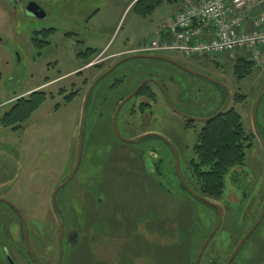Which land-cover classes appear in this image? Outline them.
<instances>
[{"label": "rangeland", "instance_id": "rangeland-1", "mask_svg": "<svg viewBox=\"0 0 264 264\" xmlns=\"http://www.w3.org/2000/svg\"><path fill=\"white\" fill-rule=\"evenodd\" d=\"M31 1L44 8L46 18L26 13L25 7ZM182 1L166 0L145 17L134 8L136 0H0V112L8 111L17 96H27L36 90L50 95L23 123L22 129L0 126V197L23 213L30 244L40 264L58 261V226L51 197L56 187L73 173L87 88L85 80L97 77L100 66L107 69L122 58L108 59L107 53L139 48L153 39L157 25L172 15ZM42 28L46 30V37L38 35L50 42L45 41L41 47L34 43L33 37ZM107 44L106 54L97 52L94 60L85 59L81 54L87 47L100 51ZM135 52L139 53L136 49L128 54ZM241 53L225 54L216 65L209 59L192 60L191 65L222 82L233 96L239 91L247 96L244 102L231 98L229 107L241 114L251 134L253 107L264 81V66L255 67L250 75L239 79L234 65ZM166 54L181 59L175 51H166ZM89 62L91 65L85 67ZM149 64L158 63L132 58L117 69H142ZM116 74L106 76L98 88L104 87ZM140 77V73H132L126 89ZM193 77L202 89L213 88L210 94L199 93L200 100L193 113L200 117L214 114L225 102V90L214 81ZM75 91L79 94L67 103L65 97ZM121 94L120 90L106 96L103 105L108 106L104 111L108 133L103 128L99 141H91L86 116L80 164L70 182L58 191L59 214L65 225H71L70 229H78L80 236L75 247L70 239L62 243L60 264H189L199 253L209 229L217 224L218 210L179 187L176 178L165 169L167 165L174 168L170 164L172 158L164 159L161 178L164 186H156L154 181L145 183L141 166L152 171L158 157L144 156L138 143H128L127 147H120L121 152L117 151L115 146L123 143L115 133L113 110ZM172 99L178 105L182 103L174 95ZM131 104L132 101L123 106L116 120L120 136L124 138L130 137L121 125ZM90 109L92 104L88 114ZM163 109L155 115V124L163 122L169 137L174 140L186 133L189 142L197 138L202 124L185 132L179 125L182 120L176 119L170 108ZM257 127L264 142V96L258 108ZM251 141L244 165L235 168L240 184L245 187V192L242 191L246 193L245 198L238 199L241 192L228 177L222 197L213 199L222 205L224 213L208 256L219 253L215 245L228 243L222 247L231 249L233 241L254 224L264 205V144L257 136ZM148 142H152L150 138L143 145ZM153 176L159 178L155 173ZM97 182L100 188L96 187ZM234 200L238 201L236 208L230 204L235 205ZM22 227L15 210L0 201V264H39L30 256ZM229 234L234 236L233 241L228 242ZM237 255L233 264H264V217Z\"/></svg>", "mask_w": 264, "mask_h": 264}, {"label": "flooded vegetation", "instance_id": "flooded-vegetation-1", "mask_svg": "<svg viewBox=\"0 0 264 264\" xmlns=\"http://www.w3.org/2000/svg\"><path fill=\"white\" fill-rule=\"evenodd\" d=\"M44 29L45 28H42L40 30H44ZM162 56L167 57V58H161V59L150 58L151 60L156 61L158 64H149L148 66H146L145 68H142V69L132 68V69H128V70L127 69L126 70H118L117 67L121 64L120 63L116 68L110 70V68L118 62V60H117L113 65H111L107 69L100 68V74L97 77L93 78L91 81L89 79H86L85 83H84L85 86H87V88L85 90V94H84L85 97H86L92 83L96 79H98V77H100L103 73H108L106 75L108 77L111 76L112 73L113 74L117 73L112 79H108V83L104 87L98 88L100 82L104 78H107L106 76H104L96 84V86L93 88V90L90 94V97L88 99V104H87V109H86V112H87L86 116L89 118V121L86 124L88 125V127H87L88 133H89L88 135H89L91 141H93L94 139L99 141L100 140L99 136L103 132V128L108 133V130H107L108 125H105L106 120L104 119V113H105L104 111H106L105 108H108V106L105 107V105H103V103L106 102L105 101L106 96L110 95L113 92H118L121 90L122 94L118 96L119 99L116 103V106L118 107V105L124 99L128 98V96H130L133 93L132 97L124 104V105H126L128 102L132 101L129 112L124 117L125 119H123L121 126L123 128V131L125 133H127L128 136H130L128 138L125 137L126 139H137V140L135 142L125 141V140H123L122 136L120 137V135H119L120 132L118 131L119 132V134H118L116 129H115V133L117 134L118 139L121 140L123 143V146L119 145V146H115V148L119 149V150H117L118 152H121L122 150L120 149V147L125 148V147H127L126 145H130L131 143H134L136 145L138 143V144H140L139 147L142 150V154L144 156L152 155L154 157H158V161L154 162L152 171H148L146 168H144L143 165L141 166V168L143 169L142 172L145 174V176H144V178L146 180L145 183L151 184V183H153L152 181H154L153 184H155L156 186L157 185L164 186V184H165L163 182L164 180L161 179V178H163L162 166L164 163V159H167L166 161H168V158H170V159L172 158V163H170V164L171 165L173 164L174 168L172 169L170 167V165H167V167L165 169L168 171L167 173L171 172V175H173V178H176L178 184H180L179 187L185 188L184 183L181 181L178 170H177L176 154H177V157L179 159V168H180V173L182 175V178L189 185L188 176H189L190 169H188V165L190 164V161L192 158V155L190 154V152L193 154H196L195 147L197 144V138L194 141L189 142L190 139H187L186 133H185V135L182 133V138L179 135V137L178 136H176V138L173 137L174 138V140H173L171 137H169L170 135L167 134L168 131L164 132V127H163L164 123L163 122L161 124H159L158 126H157V124H155V122H156L155 115L158 114L160 111H163L164 107L166 109L170 108L173 111V113L176 115V117H177L176 119L182 120V122H180L179 125H181V128L186 132V131H190L192 129H195V127L197 125H199V123L204 126V124H206L207 122L196 120V119L197 118H208V117L213 116L223 107L225 102L223 103V105L220 107V109L217 112H215L214 114L209 115L207 117H200L197 113H193V110L195 108V104H197V101L200 100V97H199L200 94L199 93L202 92V93L210 94V93H212L213 88L205 87L204 89H202L200 87V84L198 83L197 79H195L193 77V75H195L197 77H201V76L194 74L193 72L189 71L188 69H191V70H194V71H197V72H200L202 74L210 76L209 73L202 72V71L195 69L191 65V60H185L181 56H180L181 59L174 57V56H170L168 54H164ZM209 62H211L212 64H215V65L217 64V62H215L213 59H209ZM184 66L187 67L188 69L184 68ZM151 68H155V69H151ZM132 73H140L141 77L137 78L134 81L133 85L130 86V89L128 88L129 89L128 90V89H126L127 88L126 82L128 81L129 77L132 76ZM201 78L207 79L205 77H201ZM143 81H145L143 83V85L137 90V92H135L137 87ZM209 81H211V80L209 79ZM211 82H213V81H211ZM213 83H215V82H213ZM215 84H217V86H220L225 90L226 99H227L226 88L219 83H215ZM172 88L175 89L174 92L172 91ZM185 89L188 91H185ZM171 93L179 101L182 100V103L179 105L181 107H183L185 109V111L180 108V106L178 105V102L176 100L172 99L173 95ZM195 94H197V95H195ZM231 98L234 99V96L232 95ZM226 99H225V101H226ZM89 104L90 105L92 104V109L89 110V114H88ZM171 104L176 109H178L179 111L185 113L186 115H188L192 118H188L187 116H183V115L179 114L178 112H176L173 109ZM123 106L121 107V109L123 108ZM117 107L114 108V110H113L114 115H115ZM121 109H120V111H121ZM120 111H119V113H120ZM119 113H118V115H119ZM114 115H113V118H114ZM117 119H118V116H117ZM113 121H114V119H113ZM114 126H115V123H114ZM116 128H117V126H116ZM185 136H186V138H183ZM149 138H150V141H152V142H148L149 144L143 145V143L145 144V142L148 141ZM128 143H130V144H128ZM94 152H96V151H94ZM123 152H126V151H123ZM77 154H78V152H77ZM76 161H77V158H76ZM76 161H75V164H76ZM75 164H74L73 168H71L72 169L71 173L73 172V170L75 168ZM184 166H185V168L187 167L186 170H184ZM153 173H155L157 176H159V178L154 179ZM237 174H238L237 171H233V172L230 171L228 173V175L226 176V178L230 177V180H231V183L233 184V186L236 189H239L241 192V196L238 199L243 200L245 198L246 193H242V191L245 192L244 191L245 187L242 184H240V182H239L240 179H239ZM97 184L98 185H96V187L100 188L101 184L98 182H97ZM167 184H169V183L167 182ZM57 195H58V193H57ZM3 198L4 197H0V199H3ZM56 198H57V196H56ZM1 202H4V201L1 200ZM234 202H235V205L230 203L233 206V208L238 207L239 206L238 201L236 202V200H234ZM4 203L11 206L15 210V212L18 214V212L16 211V209L12 205H10L7 202H4ZM86 203L88 205V202H86ZM56 208H57V211L59 213L57 203H56ZM82 209L84 210V207H82ZM263 209H264V205L262 207L260 214L257 217V220L259 219L261 213L263 212ZM52 212H53V210H52ZM53 215L55 217V220H56L57 226H58V229H57V233H58L57 246H58V249L60 248V237H61L62 231H63L62 243H64L66 240L68 241V239H70V243L72 245V243L75 241V239H77L76 243L73 245L75 247V245L78 243V239L80 238L78 229L76 227L73 228V230L70 229L71 225H69V224L65 225L64 221L62 220V217L60 216V218L63 222V230H61V226H60L59 222L57 221V218H56L54 212H53ZM73 216L75 217V214H73ZM19 217H20V215H19ZM248 220H249V218H247V221ZM257 220L254 222V224L257 222ZM21 222L23 225V227H22L23 238H24V241L26 243L25 229H24V224H23L22 218H21ZM254 224L248 229V231L254 226ZM27 230H28V226H27ZM244 235H243V237H244ZM28 238H29V233H28ZM29 242H30V239H29ZM26 245H27V243H26ZM27 248L29 250L28 245H27ZM242 248H241V250H242ZM58 259H59V250H58ZM34 261L35 260L33 258V262ZM57 263H58V261H57Z\"/></svg>", "mask_w": 264, "mask_h": 264}, {"label": "trees", "instance_id": "trees-1", "mask_svg": "<svg viewBox=\"0 0 264 264\" xmlns=\"http://www.w3.org/2000/svg\"><path fill=\"white\" fill-rule=\"evenodd\" d=\"M165 1L166 0H137L134 8L140 15L146 17L151 15L156 8ZM45 31L46 30H37L35 32L33 40L36 45L42 47L46 43L45 41L49 42L46 38H41L39 36L43 34V37H46L47 34ZM97 52L98 51L96 49L87 47L81 54H83L87 59H93ZM254 68L255 63L249 59V56H237L234 71L238 74L237 77L239 79H243L250 75ZM1 80L2 73L0 72V82ZM63 92L64 90H60V93ZM78 94L79 91L71 92L65 97L66 102H71ZM48 96L50 95L44 90L33 91L27 96H17L8 111L4 113L0 112V126L12 127L15 130L22 129L23 123L28 120V118H30V116L38 108H40V106L47 100ZM246 97L247 96L244 93H240L239 91V93L234 95L233 100L237 102H244ZM254 137V132H251V134L247 132L241 114L234 107H227V109L220 116L204 124L197 137V144L195 147L196 154H194L191 158L190 164L188 165V169H190L188 176V183L190 187L204 198L217 200L222 197L226 185V176L230 171H235L236 167L244 165L246 152L252 147L251 140ZM182 188L188 195L195 198L186 188ZM213 228L214 227L212 226L209 229L207 233L208 235ZM208 235L204 237L202 245ZM230 236H226L228 242L234 240V236ZM242 237L243 236L238 237L235 241H233L231 247L233 251ZM182 238H184V236H182ZM215 241L216 239L214 236L204 251L199 264L226 263L233 252H229L231 250L230 248V250L223 248L226 243H222L221 245L219 244V246L215 245L218 247L219 253H215L213 256H208V250L215 244ZM197 255L198 253L193 257V259H191L189 264H192V261L194 264V260ZM30 256L32 257L31 253Z\"/></svg>", "mask_w": 264, "mask_h": 264}, {"label": "built area", "instance_id": "built-area-1", "mask_svg": "<svg viewBox=\"0 0 264 264\" xmlns=\"http://www.w3.org/2000/svg\"><path fill=\"white\" fill-rule=\"evenodd\" d=\"M264 0H184L183 7L159 26V36L141 46V52L175 51L184 58L221 57L247 51L264 66V12L254 27L245 28L242 11ZM162 34V35H161Z\"/></svg>", "mask_w": 264, "mask_h": 264}, {"label": "water", "instance_id": "water-1", "mask_svg": "<svg viewBox=\"0 0 264 264\" xmlns=\"http://www.w3.org/2000/svg\"><path fill=\"white\" fill-rule=\"evenodd\" d=\"M25 10H26V13L30 16H33V17H36V18H46L47 16V13L45 12L44 8L36 1H31L27 4V6L25 7ZM131 58H154V59H161V58H167V57H164V56H161V55H153V54H134V55H130V56H127L123 59H121L120 61H118L114 66H112L110 68L111 69H114L116 68L120 63H122L123 61L125 60H128V59H131ZM170 60V59H169ZM184 68L188 69L187 67L184 66ZM189 71L193 72L194 74H197L201 77H205L207 79H210L211 81H214L215 83H219L221 84L222 86H224L227 90V99L223 105V107L216 113L214 114L213 116L211 117H208V118H197L196 120H200V121H204V122H210L212 120H214L215 118H217L218 116H220L224 111L225 109L227 108V106L229 105L230 103V100H231V96H232V93L230 91V89L224 85L222 82L216 80V79H213L212 77L208 76V75H205V74H202L200 72H197V71H194V70H191V69H188ZM108 73H103L100 77H98V79H96L86 97H85V100H84V104H83V109H82V113H81V118H80V124H79V134H78V154H77V161H76V164H75V168L73 170V173L71 174V176L64 182L62 183L61 185L57 186L55 191L53 192L52 194V198H51V205H52V210L57 218V221L59 222L60 226H61V230H63V222L60 218V215L57 211V208H56V196H57V193L58 191L65 186V184H67L73 177V175L75 174V172L77 171V168L80 164V160H81V157H82V145H83V138H84V125H85V118H86V109H87V104H88V99L90 97V94L93 90V88L96 86V84L104 77L106 76ZM145 81H143L136 89L135 92H137V90L143 85ZM133 93L126 99H124V101H122L117 109H116V112H115V115H114V123H115V129L117 131V133L119 134L118 132V129L116 128V119H117V116H118V113L121 109V107L132 97ZM264 96V81H263V84H262V87L260 89V92L258 94V97L255 101V104H254V107H253V125H254V131H255V134L257 135V137L262 141V143L264 144L263 142V139L259 133V130H258V127H257V113H258V108H259V105H260V102L262 100ZM172 105V104H171ZM173 109L178 112L179 114L183 115V116H187L188 118H192L188 115H186L185 113L179 111L178 109H176L173 105H172ZM120 135V134H119ZM121 137V136H120ZM123 140L125 141H129V142H135L137 139H126L124 137H122ZM176 164H177V170H178V173H179V176H180V179L181 181L184 183V186L185 188L188 190V192L193 195L194 197L198 198V199H201L202 201L204 202H207L209 203L210 205L214 206L217 208L218 210V221H217V224L216 226L214 227V229L210 232V234L208 235V237L206 238L205 242L203 243L196 259H195V262L194 264H199L200 260H201V257L203 256V253L204 251L206 250L210 240L214 237L215 233L217 232V230L219 229L221 223H222V219H223V213H224V210H223V207L220 203L216 202V201H213L211 199H208V198H204L202 197L201 195H199L198 193H196L185 181L184 179L182 178V175L180 173V168H179V159L177 157V154H176ZM4 201V202H7L9 203L10 205H12L16 211L18 212V214L20 215V217L22 218V221H23V224H24V229H25V237H26V243L29 247V250L34 258V260L38 262V258L33 250V248L31 247L30 245V242H29V238H28V230H27V223H26V220L24 218V215L23 213L20 211V209L18 207H16L12 202H10L9 200L7 199H0V201ZM264 217V209H263V212L261 213L259 219L257 220V222L254 224V226L244 235V237L241 239V241L239 242V244L237 245V247L235 248V250L233 251V253L230 255V257L228 258V260L226 261L225 264H232L233 260L235 259V257L237 256V254L239 253V251L241 250V248L243 247V245L245 244V242L247 241V239L250 237V235L255 231V229L258 227V225L261 223L262 219ZM73 230V229H72ZM63 231L61 232V237H60V248H59V259H58V263L57 264H60L61 262V259H62V236H63ZM76 240L72 243V246L76 243ZM13 264H16L14 262H12ZM40 264V263H39Z\"/></svg>", "mask_w": 264, "mask_h": 264}, {"label": "crops", "instance_id": "crops-1", "mask_svg": "<svg viewBox=\"0 0 264 264\" xmlns=\"http://www.w3.org/2000/svg\"><path fill=\"white\" fill-rule=\"evenodd\" d=\"M183 2H184V0L182 1V3L180 4V6L178 7V9L172 14V15H170L167 19H165V20H163V21H166V20H168V19H171V18H173L174 16H175V14L183 7ZM261 12H264V3L263 4H255L251 9H245V10H243L242 11V15L244 16V18H245V28L247 29V30H250V29H252L253 27H254V24H255V21H256V17L261 13ZM162 21V22H163ZM161 22V23H162ZM160 23V24H161ZM159 24V25H160ZM159 25H157V27H156V29H155V36L154 37H156L157 36V30H158V26ZM107 46H108V44L104 47V48H102V50H98L97 48H95V47H90V48H94V49H96L100 54L101 53H104V54H106V49H107ZM136 49H138V48H131V49H126V50H116V51H114V52H111V53H107L106 54V58H108V59H117V58H120V57H123V56H125L127 53H129V52H133V51H135ZM84 52V51H83ZM82 52V53H83ZM244 53V52H243ZM83 55V54H82ZM246 55H247V53H246ZM84 56V55H83ZM85 58V57H84ZM85 59H87V58H85ZM105 65V64H104ZM85 67H86V65H84ZM101 68H104V66H100ZM77 71H79L78 69H77Z\"/></svg>", "mask_w": 264, "mask_h": 264}]
</instances>
